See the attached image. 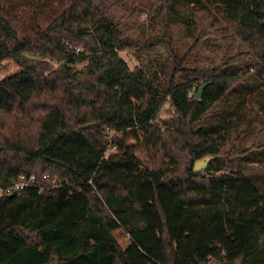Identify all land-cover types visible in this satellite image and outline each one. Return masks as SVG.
Masks as SVG:
<instances>
[{
	"label": "trees",
	"instance_id": "16d2710c",
	"mask_svg": "<svg viewBox=\"0 0 264 264\" xmlns=\"http://www.w3.org/2000/svg\"><path fill=\"white\" fill-rule=\"evenodd\" d=\"M123 1H32L25 23L22 2L0 0V65L20 66L0 81V186L37 177L20 196L0 198V264H264V191L235 170L240 150L224 152L207 123L244 75L232 59L191 71L175 56L164 89L145 68L131 71L119 55ZM151 2L170 38L171 0ZM192 18L197 45L241 39L248 51L238 59L264 86V0H196ZM183 74L189 81L179 83ZM165 103L176 118L164 128L154 119ZM107 129L124 137L109 156ZM141 137L149 163L130 143Z\"/></svg>",
	"mask_w": 264,
	"mask_h": 264
},
{
	"label": "rangeland",
	"instance_id": "374dc122",
	"mask_svg": "<svg viewBox=\"0 0 264 264\" xmlns=\"http://www.w3.org/2000/svg\"><path fill=\"white\" fill-rule=\"evenodd\" d=\"M4 1V0H3ZM47 3L51 7H60L63 1L69 0H19L23 3L17 16L29 23L35 10L31 2ZM196 0H171L168 9L170 38L165 34V24L151 0H124L119 6L118 16L122 18V29L125 32V48L119 51L120 57L128 64L131 71L143 67L150 78L161 88L167 89L174 70V57L186 58L184 67L187 70H207L221 68L232 59V69H240L245 82L238 90L218 102L211 110L207 123L218 128L214 139L224 143L222 150L231 153L235 148L241 152L233 157L235 170L246 174L252 182L264 191V86L255 70L247 71L248 62L239 60L238 55L248 51L247 45L238 37L211 39L197 45L200 28L192 18ZM25 5H28L25 7ZM197 45V46H196ZM52 68L59 63L51 61ZM81 67V66H80ZM20 71V66L8 59L0 65V81ZM178 77L179 83L189 81L186 74ZM204 80L193 83L192 93L206 85ZM169 103H165L154 119V123L165 128L164 123L174 121L176 116ZM107 129L109 139L116 141L124 138L122 134ZM143 137H141V140ZM115 143V142H114ZM136 147V153L147 163L151 156L144 140H130ZM163 161L168 164L161 154ZM203 160V159H202ZM187 159H181L185 165ZM197 163V162H196ZM152 165V164H151ZM231 170H226L229 172ZM211 264V263H210Z\"/></svg>",
	"mask_w": 264,
	"mask_h": 264
},
{
	"label": "built area",
	"instance_id": "2783aa9c",
	"mask_svg": "<svg viewBox=\"0 0 264 264\" xmlns=\"http://www.w3.org/2000/svg\"><path fill=\"white\" fill-rule=\"evenodd\" d=\"M109 136H110V133H109ZM114 142H115L114 140H110L109 146L105 153L106 156H109L111 154L118 152V146L116 142L115 143ZM46 178H48V176H46ZM64 183H67V181H65ZM36 184H37L36 175L34 174L23 175L19 181L13 183L12 185H9L7 187L0 186V198L20 196L21 194H23L24 191H26L29 188L34 187ZM62 184L63 182L59 179H55L53 181V187H58V186H61ZM44 192H45V189L42 188L41 193H44Z\"/></svg>",
	"mask_w": 264,
	"mask_h": 264
},
{
	"label": "water",
	"instance_id": "95a60500",
	"mask_svg": "<svg viewBox=\"0 0 264 264\" xmlns=\"http://www.w3.org/2000/svg\"><path fill=\"white\" fill-rule=\"evenodd\" d=\"M206 87L207 84L199 89V91L197 92V99H202ZM211 159H212L211 157H207L203 160L198 161L194 166L195 173H202L206 171Z\"/></svg>",
	"mask_w": 264,
	"mask_h": 264
}]
</instances>
